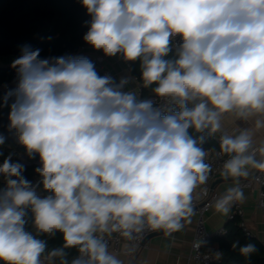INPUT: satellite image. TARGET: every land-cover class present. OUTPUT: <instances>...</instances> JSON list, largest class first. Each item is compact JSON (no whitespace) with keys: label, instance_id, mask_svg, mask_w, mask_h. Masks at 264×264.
Wrapping results in <instances>:
<instances>
[{"label":"clouds","instance_id":"obj_1","mask_svg":"<svg viewBox=\"0 0 264 264\" xmlns=\"http://www.w3.org/2000/svg\"><path fill=\"white\" fill-rule=\"evenodd\" d=\"M80 2L91 17L84 42L107 57L139 60L155 98L138 99L125 90L130 77L101 76L87 57L41 58V49L21 48L11 64L17 86L0 106L9 107V129L28 157L39 155L40 179L29 181L11 154L0 164L2 264H69L65 249L78 252L71 264H124L109 250L114 233L131 241L146 230L181 231L212 170L205 137L192 132H219L225 117L252 126L220 137L230 157L221 175L236 186L216 211L228 215L244 201L239 179L250 168L264 172V137L254 143L264 130V0ZM56 233L63 246L46 252L39 237ZM239 251L247 257L256 247Z\"/></svg>","mask_w":264,"mask_h":264},{"label":"trees","instance_id":"obj_2","mask_svg":"<svg viewBox=\"0 0 264 264\" xmlns=\"http://www.w3.org/2000/svg\"><path fill=\"white\" fill-rule=\"evenodd\" d=\"M91 20L80 0H0V61L5 57L17 58L21 54L24 45H30L33 49H41V58L60 56L68 49L66 42L73 46L86 45L83 36L88 30V22ZM56 31V35H47L50 27ZM175 49L166 58H174ZM130 73L140 84L139 99L153 97L151 88H145L141 81L140 61H128ZM94 63V62H93ZM97 70V69H96ZM98 74L103 76L97 70ZM12 67L8 64H0V105H3L4 96L9 90L15 89L17 84L11 83ZM8 83L7 88L3 84ZM11 100H9V103ZM9 107L0 106V135L5 137V143L0 145V164L11 154L14 162L18 161L26 166L23 175L36 184L40 177L34 171L40 165L39 155L29 158L25 148L18 142L15 129H9ZM217 133L192 132L194 137L203 135L205 137L202 147L205 150H221L220 142L215 140ZM227 155V154H226ZM6 187L4 178L0 176V190ZM45 194V193H41ZM31 212L28 211V230L32 231ZM241 218L238 215L227 219L223 225L225 233L212 236L207 245L217 250L220 258L214 264H264V244L256 235L247 234L240 225ZM39 238L46 240L50 251L53 248L63 246L61 233L49 237L42 235ZM238 242L237 247L233 244ZM253 244L256 252L250 256L240 253V247ZM69 264L78 254L76 249H65ZM2 264V262H0ZM56 264H59L57 259Z\"/></svg>","mask_w":264,"mask_h":264},{"label":"crops","instance_id":"obj_3","mask_svg":"<svg viewBox=\"0 0 264 264\" xmlns=\"http://www.w3.org/2000/svg\"><path fill=\"white\" fill-rule=\"evenodd\" d=\"M14 59L16 58L5 57L0 61V64L11 65ZM105 65L112 72L111 77L117 82L121 78L130 77L131 82L126 86L125 90L135 91L137 81L133 78L130 71L124 69L119 55L114 56V58H106ZM237 126L240 129L248 128L252 126V122L238 120L234 125L228 117H225L222 120V130L216 133L223 134L224 132H228L232 134L233 128ZM262 137H264V130L257 132L254 136L256 147H259V141ZM254 172L255 169L250 168L249 176ZM235 184L236 181L233 178L229 177L225 179L220 173L211 182V188L218 192L219 198L228 188L234 187ZM242 190L245 197L242 202L244 225L257 238L261 239L264 237V217L256 204L258 189L257 187H250L242 188ZM215 201L210 210L204 214V224L208 231L222 227L227 218V215L216 211L214 207ZM196 219L197 213L193 210V214L183 221L184 227L181 231L166 234L163 230H156V233L149 236L140 246L139 250L131 257L127 256L123 251L113 252V254L117 255L124 264H186ZM122 246L124 247V244ZM45 264H47V261H45Z\"/></svg>","mask_w":264,"mask_h":264},{"label":"built area","instance_id":"obj_4","mask_svg":"<svg viewBox=\"0 0 264 264\" xmlns=\"http://www.w3.org/2000/svg\"><path fill=\"white\" fill-rule=\"evenodd\" d=\"M179 43H180V38L176 37L174 40V44L178 46ZM66 54L87 57L89 60L94 62L96 69L99 70L103 76L104 75L112 76V72L105 65V60L108 57L105 56L102 51L94 50L88 44L77 47L76 51L66 49L63 55ZM119 57L122 60L124 69L130 71V63L124 60L122 56L119 55ZM110 58H114V57H110ZM11 83L17 84V74L14 68H12ZM8 85H9L8 83L6 84L4 83L2 87L7 88ZM135 92L137 93L139 99L140 84L138 83V81L136 82ZM152 98L153 99L155 98L154 95ZM221 135L222 133H217L215 135V140L217 142H220ZM229 158L230 157L224 154L221 150H208V155L206 156L205 161L206 163L211 165L212 170L211 173L209 174V179L207 184L198 185V187L193 192L192 206H193V210L197 213V219L194 224L193 238L191 241L190 252L187 256L186 264H214L218 260L215 258L214 254L219 252L208 246L207 241L212 236L224 234L225 229L222 226L215 230L208 231L204 224V214L210 210L214 201L219 196L218 192H216L211 188V182L220 173H222L223 163L225 160ZM259 158L260 157L257 156V159ZM234 186H236V184ZM239 186L241 188L257 187L258 194H257L256 204L257 207L261 210L264 217V172H260L255 169V172L251 174L248 178H241L239 180ZM235 215H238L241 218L240 225L244 228L245 232L250 235H255L250 230H248L244 225L242 202L233 203L230 212L227 215L226 220L233 218V216ZM152 232L154 231L146 230L138 239L131 241L125 240L124 238L120 237L119 234L114 233L112 238L108 240L109 250L111 252L123 251L127 256L131 257L139 250L140 246L143 244V239ZM199 239L202 241V243L200 248L197 249L196 247H194V243ZM260 240L264 244V237L261 238ZM122 244H124V247L122 246Z\"/></svg>","mask_w":264,"mask_h":264},{"label":"water","instance_id":"obj_5","mask_svg":"<svg viewBox=\"0 0 264 264\" xmlns=\"http://www.w3.org/2000/svg\"><path fill=\"white\" fill-rule=\"evenodd\" d=\"M45 34L47 35H56V31L54 30V28L51 26L46 32H44ZM66 45L68 47V49L72 50V51H76L77 50V46H73L70 42H66ZM156 233L155 231L150 233L148 236H146L144 239H143V242L149 237L151 236L152 234ZM46 255V253H45ZM75 258V257H74ZM73 258V259H74Z\"/></svg>","mask_w":264,"mask_h":264}]
</instances>
